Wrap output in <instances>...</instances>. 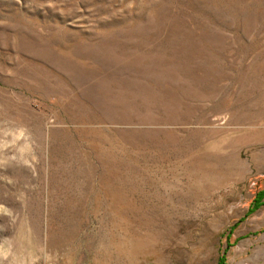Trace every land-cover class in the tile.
<instances>
[{"label":"rangeland","instance_id":"1","mask_svg":"<svg viewBox=\"0 0 264 264\" xmlns=\"http://www.w3.org/2000/svg\"><path fill=\"white\" fill-rule=\"evenodd\" d=\"M264 0H0V264H264Z\"/></svg>","mask_w":264,"mask_h":264},{"label":"trees","instance_id":"2","mask_svg":"<svg viewBox=\"0 0 264 264\" xmlns=\"http://www.w3.org/2000/svg\"><path fill=\"white\" fill-rule=\"evenodd\" d=\"M264 199V193H261L260 195H258V197L255 200V203L253 204L254 206H260V202ZM219 264H226V260H225V253L223 254V256L220 258V262Z\"/></svg>","mask_w":264,"mask_h":264}]
</instances>
